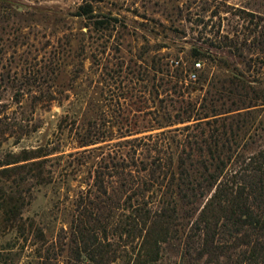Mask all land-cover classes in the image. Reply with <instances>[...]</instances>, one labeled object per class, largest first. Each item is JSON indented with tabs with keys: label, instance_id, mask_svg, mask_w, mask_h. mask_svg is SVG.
<instances>
[{
	"label": "trees",
	"instance_id": "trees-1",
	"mask_svg": "<svg viewBox=\"0 0 264 264\" xmlns=\"http://www.w3.org/2000/svg\"><path fill=\"white\" fill-rule=\"evenodd\" d=\"M78 15L99 29L119 21L107 13L95 19L90 2ZM50 63L31 62L13 83L20 113L1 106L2 133L17 142L39 128L37 110L51 107L65 86L64 71ZM224 64L228 85L214 86L211 102L227 96L228 107L202 112L203 103H192L177 118L125 131L115 143L99 119L87 120L79 135L84 149L68 156L88 164V178L67 211L74 213L70 225L55 237L25 212L35 191L55 182L65 155L43 146L0 153V264H159L165 244L177 264H264V120L253 108L264 105V90Z\"/></svg>",
	"mask_w": 264,
	"mask_h": 264
},
{
	"label": "rangeland",
	"instance_id": "rangeland-1",
	"mask_svg": "<svg viewBox=\"0 0 264 264\" xmlns=\"http://www.w3.org/2000/svg\"><path fill=\"white\" fill-rule=\"evenodd\" d=\"M86 2L95 19L107 13L119 21L96 28L93 19L78 15ZM194 47L202 54L195 55ZM31 62L58 64L65 86L51 107L37 110L39 128L19 142L9 131L2 133L5 120L0 121V153L43 146L55 149L51 156L65 155L56 161L55 182L39 187L25 212L55 237L70 225L74 213L67 211L88 178V164L68 156L84 149L79 135L87 120L99 119V130L115 143L125 131L177 118L192 103H203L202 112L221 109L223 102L228 107L227 96L211 102L214 86L228 85L224 63L264 90L257 83L264 80V0H0V109L6 113L21 111L13 83ZM197 62L202 66L191 80ZM253 108L264 120V105ZM177 261L175 249L165 244L159 264Z\"/></svg>",
	"mask_w": 264,
	"mask_h": 264
},
{
	"label": "built area",
	"instance_id": "built-area-1",
	"mask_svg": "<svg viewBox=\"0 0 264 264\" xmlns=\"http://www.w3.org/2000/svg\"><path fill=\"white\" fill-rule=\"evenodd\" d=\"M201 66H202V63L201 62L195 63V67H196L195 70H192L189 73V78L191 80H196L198 78V73H197L196 69L199 68V67H201Z\"/></svg>",
	"mask_w": 264,
	"mask_h": 264
}]
</instances>
